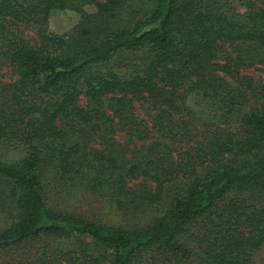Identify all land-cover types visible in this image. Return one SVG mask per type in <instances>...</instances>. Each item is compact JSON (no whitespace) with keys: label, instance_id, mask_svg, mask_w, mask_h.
Masks as SVG:
<instances>
[{"label":"trees","instance_id":"trees-1","mask_svg":"<svg viewBox=\"0 0 264 264\" xmlns=\"http://www.w3.org/2000/svg\"><path fill=\"white\" fill-rule=\"evenodd\" d=\"M256 65L264 0H0V142L26 150L0 164V264H255L264 83L242 70ZM75 188L123 224L50 205Z\"/></svg>","mask_w":264,"mask_h":264},{"label":"rangeland","instance_id":"rangeland-1","mask_svg":"<svg viewBox=\"0 0 264 264\" xmlns=\"http://www.w3.org/2000/svg\"><path fill=\"white\" fill-rule=\"evenodd\" d=\"M82 12L76 9H66L57 14L51 16L49 20V31L56 35H66L70 33L73 28L78 24L81 13L89 14L91 8L89 6H83ZM26 33L32 36L33 30L27 29ZM243 74L250 76L256 81L264 83V65H256L252 68H246L242 70ZM3 79L6 81L9 79L7 71L3 70ZM146 108V107H144ZM141 106H136V115L140 118L149 120L152 112L144 110ZM117 141L121 142L125 146L126 150L133 148V143L128 140L122 132L116 134ZM26 155V150L22 147L8 145L0 142V164L12 165L15 162L23 159ZM129 156V154H127ZM49 202L55 209L65 210L77 215H81L88 220L100 222L104 225H119L123 224V217L115 205L109 200L98 196L94 192L82 190L80 188L70 189L68 192L59 195H50ZM7 226V221L0 214V229ZM255 264H264V248L256 252L254 255Z\"/></svg>","mask_w":264,"mask_h":264}]
</instances>
